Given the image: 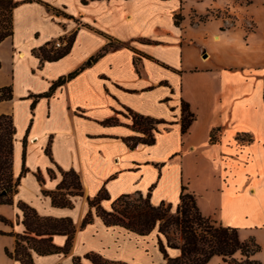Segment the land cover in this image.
<instances>
[{
	"label": "crops",
	"instance_id": "obj_1",
	"mask_svg": "<svg viewBox=\"0 0 264 264\" xmlns=\"http://www.w3.org/2000/svg\"><path fill=\"white\" fill-rule=\"evenodd\" d=\"M13 1L12 34L0 42V88L11 86L12 98L0 101V114L12 118V174L19 181L13 203L0 204V216L11 222L0 220V264H21L5 252L13 251L15 234L26 231L18 201L40 216L69 217L76 227L67 254L31 251L34 264H72L74 256L94 264L86 254L112 263L163 264L156 230L138 235L106 225L89 207L102 189L108 199L100 206L107 210L118 196L136 193L172 210L185 185L203 216L237 228L239 237L241 228L264 231V65L220 63L207 46L203 54L195 30L216 43L236 35L187 20L186 10L203 15L213 0L203 12L194 7L203 0ZM178 13L183 17L176 23ZM70 38L68 52L56 60L34 53L55 40L63 48ZM182 102L193 115L185 132ZM127 109L163 121L152 144H127L142 136ZM59 169H72L80 180L82 194L68 196L70 207L55 206L43 194L56 190ZM89 209L93 219L80 228ZM254 232L241 239L259 242ZM66 238L51 237L58 247Z\"/></svg>",
	"mask_w": 264,
	"mask_h": 264
},
{
	"label": "trees",
	"instance_id": "obj_2",
	"mask_svg": "<svg viewBox=\"0 0 264 264\" xmlns=\"http://www.w3.org/2000/svg\"><path fill=\"white\" fill-rule=\"evenodd\" d=\"M17 4L18 2L13 0H0V42L12 34V10ZM71 42L72 38L68 40L65 47L58 49L45 44L34 53L40 57L41 61L56 60L68 52ZM116 45H121V43ZM109 46H112L111 43H108L91 60L101 56ZM81 68L82 66L55 80L49 92L55 86L73 77ZM11 98V86L1 87L0 101ZM181 108V131L185 132L193 115L188 111L185 102H182ZM127 113L132 120L133 130L142 134V136L125 139L127 144L130 147H134L137 143L152 144L157 125L163 121L138 114L130 109H127ZM13 134L14 126L11 116L0 114V204L13 203V195L19 181V178L14 179L12 174ZM210 139L212 140V134ZM59 171L62 179L56 190H43V194L49 195L51 203L55 206L70 207L72 204L68 196L82 194L80 180L72 169H59ZM49 172L52 175V171L49 170ZM37 179L42 181L39 175ZM102 199H108L103 189L95 197L88 199V205L90 208L95 207V214L104 224L118 225L138 235H146L156 228L157 245L165 259L163 264H207L211 256H219L226 264H261L260 261L250 258L260 250V246L253 239H240L237 228L224 226L215 219L203 216L196 205L193 194L187 190L185 185L181 186L179 201L173 211L170 203L160 202L158 205H152L149 202L148 193L146 195L122 194L111 202L108 210L100 206ZM16 205L22 211V223L26 231L24 234H15L14 249L13 251L6 249L7 256L19 260L21 264H34L31 251L39 255L68 253L76 231L71 218L40 216L35 209L24 202L18 201ZM92 219V212L89 209L81 220L80 228L90 223ZM0 220L11 224L2 216ZM3 233L0 231V234ZM53 234L67 236L64 247H58L52 243ZM166 248L178 249L180 253L176 257H170ZM236 252L239 258L233 257ZM85 257L91 259L94 264H126L108 262L94 254H86ZM72 264H82L80 257H72Z\"/></svg>",
	"mask_w": 264,
	"mask_h": 264
},
{
	"label": "rangeland",
	"instance_id": "obj_3",
	"mask_svg": "<svg viewBox=\"0 0 264 264\" xmlns=\"http://www.w3.org/2000/svg\"><path fill=\"white\" fill-rule=\"evenodd\" d=\"M206 0L194 2V7L198 11L205 10ZM189 10V11H188ZM185 11L187 20L191 24L208 23L206 28L216 26V31H234L231 34L233 38L227 42H214L211 37L204 38L200 29L195 30L198 36L199 44L210 47L208 53L213 54L215 61L234 66H262L264 65V0H213L207 7L203 15H198L193 8ZM183 16L181 13L175 15V22ZM238 31V32H237ZM241 32V34L239 33ZM239 33V34H238ZM207 48L204 53L207 56ZM14 178V177H13ZM15 179V178H14ZM175 209L172 208V211ZM156 230V228L154 229ZM253 229H240V239L252 234ZM257 233L255 242L260 246V250L254 253L250 258L259 260L264 264V231ZM239 258L238 252L233 255ZM207 264H226L217 256H211Z\"/></svg>",
	"mask_w": 264,
	"mask_h": 264
},
{
	"label": "built area",
	"instance_id": "obj_4",
	"mask_svg": "<svg viewBox=\"0 0 264 264\" xmlns=\"http://www.w3.org/2000/svg\"><path fill=\"white\" fill-rule=\"evenodd\" d=\"M50 46L54 49H58L62 46V44L59 40H55L54 42H52V44Z\"/></svg>",
	"mask_w": 264,
	"mask_h": 264
}]
</instances>
